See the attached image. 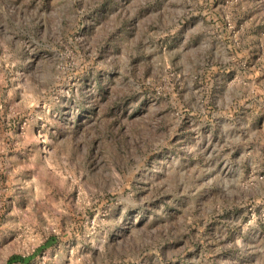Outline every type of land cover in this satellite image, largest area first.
Listing matches in <instances>:
<instances>
[{"label":"rangeland","instance_id":"1","mask_svg":"<svg viewBox=\"0 0 264 264\" xmlns=\"http://www.w3.org/2000/svg\"><path fill=\"white\" fill-rule=\"evenodd\" d=\"M0 264H264V0H0Z\"/></svg>","mask_w":264,"mask_h":264}]
</instances>
